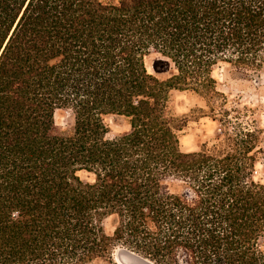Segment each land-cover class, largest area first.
<instances>
[{
  "label": "trees",
  "instance_id": "1",
  "mask_svg": "<svg viewBox=\"0 0 264 264\" xmlns=\"http://www.w3.org/2000/svg\"><path fill=\"white\" fill-rule=\"evenodd\" d=\"M221 61L264 67V0H0V264H264L263 129L187 151L173 107Z\"/></svg>",
  "mask_w": 264,
  "mask_h": 264
},
{
  "label": "rangeland",
  "instance_id": "2",
  "mask_svg": "<svg viewBox=\"0 0 264 264\" xmlns=\"http://www.w3.org/2000/svg\"><path fill=\"white\" fill-rule=\"evenodd\" d=\"M213 75L218 79L217 90L223 95H215L210 101L194 91H173L175 111L189 116L187 125L181 131L182 148L197 150L203 143L213 144L226 130H234L237 124L241 127L255 124L263 129L260 146L264 149V67L258 73L244 77L221 61L215 66ZM256 77H259L258 83L254 81ZM210 105L215 106L214 117L212 112L204 114L201 111H209ZM222 109L227 112L223 113ZM55 117L58 125L65 127L70 120V111L58 109ZM107 122L110 124L109 136L127 127L115 123L110 117H107ZM256 170V178L264 181V153L259 155ZM104 225L107 233L112 234L115 228L113 217L106 218ZM92 264L107 263L98 259Z\"/></svg>",
  "mask_w": 264,
  "mask_h": 264
},
{
  "label": "water",
  "instance_id": "3",
  "mask_svg": "<svg viewBox=\"0 0 264 264\" xmlns=\"http://www.w3.org/2000/svg\"><path fill=\"white\" fill-rule=\"evenodd\" d=\"M254 81L258 83L259 77H256ZM115 254L119 264H152L141 255L125 247H118Z\"/></svg>",
  "mask_w": 264,
  "mask_h": 264
}]
</instances>
